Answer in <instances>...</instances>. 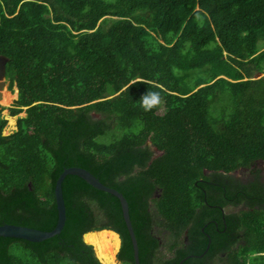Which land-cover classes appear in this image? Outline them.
Wrapping results in <instances>:
<instances>
[{
  "label": "trees",
  "instance_id": "trees-1",
  "mask_svg": "<svg viewBox=\"0 0 264 264\" xmlns=\"http://www.w3.org/2000/svg\"><path fill=\"white\" fill-rule=\"evenodd\" d=\"M0 55L25 112L8 135L0 113V225L52 230L55 181L78 166L125 197L140 264H264L263 184L231 174L264 160V0H0ZM145 92L161 97L149 111ZM61 186V232L0 236V264H106L94 233L119 239L101 229L134 264L119 200Z\"/></svg>",
  "mask_w": 264,
  "mask_h": 264
},
{
  "label": "water",
  "instance_id": "water-1",
  "mask_svg": "<svg viewBox=\"0 0 264 264\" xmlns=\"http://www.w3.org/2000/svg\"><path fill=\"white\" fill-rule=\"evenodd\" d=\"M6 62H7V57L0 55V99L2 97V91H3L4 86L6 84V80H5L6 79V77H5ZM260 76H262L261 73L255 74V77H260ZM68 174H73V175H76V176L84 179L92 187H94L98 190H102V191H106L108 193H111L112 195H114L119 200L120 205H121V209H122L123 220L125 222V225H126V228L128 230V233H129V236L131 239V243H132L134 264H140L139 263V256H138V245H137V241L135 238V234H134L133 227H132L131 220H130V216H129L128 203H127L125 197L123 196V194L121 192L117 191L115 188H112V187H109V186L103 184L96 176H94L87 169L82 168V167H78V166L65 167L55 181L54 197H55V203H56V209H57V222H56V225L54 226V228L52 230L45 231V230H40V229L33 228V227L24 226V225L5 223V224L0 225V236L21 238V239H25V240L32 241V242H39V241H42L44 239H47L49 237H52L54 235L59 234L61 232L63 226H64L65 219H66V208H65V203H64V199H63L61 184H62V180L64 179V177ZM105 230H109V231L117 234L118 239H119V246H118V251H119L120 245H121V240H120L119 234L117 232L111 230V229H105ZM95 231H99V230H95ZM87 232H92V231H87ZM87 232H84L82 234V236ZM82 240H83V238H82ZM208 247H209V243L207 244L206 250ZM118 251H117V253H118ZM184 259H182L179 262V264Z\"/></svg>",
  "mask_w": 264,
  "mask_h": 264
},
{
  "label": "rangeland",
  "instance_id": "rangeland-1",
  "mask_svg": "<svg viewBox=\"0 0 264 264\" xmlns=\"http://www.w3.org/2000/svg\"><path fill=\"white\" fill-rule=\"evenodd\" d=\"M261 42H262V40L258 41L257 45H261ZM194 71H200V70H194ZM197 73H199V72H196V74ZM196 74H194V76ZM201 76H203V75H201ZM255 78H257V77H255ZM5 80H6V84H5L4 89L2 91V95H3V93H8V95L9 94L10 95L8 96V102L7 103H2L3 97H1L2 100L0 99V106L2 107V109H0V113L3 116V118H5L6 121H7L6 125L4 126V128L2 130V134L3 135H8L11 132L16 130V128H17V118L19 116H24L25 112L21 111L20 113L15 114V115H11L10 114L9 108L11 107L13 100L17 96V89H16V87H14L13 91H10L9 87H8V79H5ZM218 103L219 102H217L215 104H218ZM228 106H229L228 101L221 100V104H220L221 109L223 107H228ZM165 111H166L165 106L161 105L159 107L157 113L158 114H162ZM215 113L219 114L218 109L215 108L214 106H211L210 107V114L211 115L214 114V116H215V115H217ZM11 118H12V120H10ZM121 132H122V130L113 129L106 136L104 135L105 137L104 136H99L98 139L101 140V141H104V142H108V141H110V139H113V137L119 136L121 134ZM240 171H243V173L244 172H248V170L238 169L236 171H233L231 174L232 175L234 173H235V175L236 174H240ZM263 175H264V169H263ZM237 208L238 207H234L232 205H229L226 208H224V210L228 212V211H230L232 209H237ZM155 230H156V232H158V234L162 238V247H160L159 250L157 251V255L159 257H161V258L167 257V256L170 255V253L167 252V239H168L167 233L163 232L158 227H156ZM94 240H95V243H96V246H97V252L100 255V257H101V259H102V261L104 263H106V264H124V263H122L121 260H119L116 257V254H117V251H118V247L116 248V252H115L112 238H111V236H110V234L108 232H106V233L95 232L94 233Z\"/></svg>",
  "mask_w": 264,
  "mask_h": 264
},
{
  "label": "flooded vegetation",
  "instance_id": "flooded-vegetation-1",
  "mask_svg": "<svg viewBox=\"0 0 264 264\" xmlns=\"http://www.w3.org/2000/svg\"><path fill=\"white\" fill-rule=\"evenodd\" d=\"M149 144H151V143H149ZM150 148L152 149L151 155L153 157L160 154V152H161V150H158L152 144H151ZM241 168H242L241 170L251 168L254 171V172L248 171V172H244V173H243V171H240V174L234 175L236 178L240 179L241 183L246 184V183L252 181L254 179V177L257 175L259 181L263 184V187H264V175H263L264 160L263 159H255L252 163H250V165L248 167H241ZM251 198H252L251 189H249L247 191H243V200L239 203V205H240L239 208L248 209V204H250ZM223 211H224V209H223ZM116 257H117V255H116Z\"/></svg>",
  "mask_w": 264,
  "mask_h": 264
},
{
  "label": "clouds",
  "instance_id": "clouds-1",
  "mask_svg": "<svg viewBox=\"0 0 264 264\" xmlns=\"http://www.w3.org/2000/svg\"><path fill=\"white\" fill-rule=\"evenodd\" d=\"M161 102V97L158 92H145L142 97V107L146 111L151 110V108L157 106Z\"/></svg>",
  "mask_w": 264,
  "mask_h": 264
},
{
  "label": "bare ground",
  "instance_id": "bare-ground-1",
  "mask_svg": "<svg viewBox=\"0 0 264 264\" xmlns=\"http://www.w3.org/2000/svg\"><path fill=\"white\" fill-rule=\"evenodd\" d=\"M10 95V94H9ZM8 93H3V95H2V97H3V100H2V98H1V100H2V103H7L8 102ZM10 120H12V118L10 119ZM102 230H105V229H102ZM99 231H101V230H99ZM114 233V232H113ZM117 235V234H116Z\"/></svg>",
  "mask_w": 264,
  "mask_h": 264
}]
</instances>
